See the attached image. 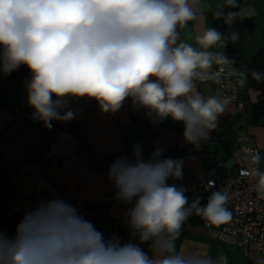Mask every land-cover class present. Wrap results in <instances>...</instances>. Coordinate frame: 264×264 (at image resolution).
<instances>
[{
    "label": "clouds",
    "instance_id": "clouds-1",
    "mask_svg": "<svg viewBox=\"0 0 264 264\" xmlns=\"http://www.w3.org/2000/svg\"><path fill=\"white\" fill-rule=\"evenodd\" d=\"M206 13L230 29L250 15L240 0H0V72L27 67L32 119L47 128L77 118L70 101L95 100L102 113L115 114L130 100L153 124L183 123L184 140L196 146L232 101L205 96L197 82L218 83L217 74L226 71L241 77V86L246 79L220 50L238 41L234 29L209 27L181 39V30ZM251 77L259 82L264 73L253 70ZM164 151L157 148L145 160L137 143L132 159L119 157L109 168L115 200L131 205L126 224L138 242L106 239L78 207L52 197L28 210L14 234L0 231V264H227L223 255L213 260L177 250L194 212L215 227L229 223L232 212L227 191H213L205 205L199 197L189 203L183 186L168 183L182 179L183 160L164 158ZM260 165V154L249 152L244 175L255 178L264 199Z\"/></svg>",
    "mask_w": 264,
    "mask_h": 264
},
{
    "label": "crops",
    "instance_id": "crops-1",
    "mask_svg": "<svg viewBox=\"0 0 264 264\" xmlns=\"http://www.w3.org/2000/svg\"><path fill=\"white\" fill-rule=\"evenodd\" d=\"M218 2L205 0L206 4ZM240 3L250 15L235 21L231 26V29L239 33L238 41L229 42L225 49L220 50L233 59L239 72L246 74L247 63L264 46V0H240ZM209 27L222 33L231 30L222 19H214L210 13H206L181 30V39H188L190 35L194 36ZM10 75L18 88L0 98V214L15 199L19 207L12 218L0 219V231L9 234L15 233L23 215L41 199L56 197L78 207L84 219L92 222L104 237L109 234L111 226L119 225L127 241L133 239L136 242L125 218V212L131 205L115 200V188L108 175L109 168L87 164L89 154L99 163L139 143L145 160L155 149L163 148L164 158L182 159L183 169L197 177L209 178L213 175L211 170L216 167L205 171L203 159L216 156L219 164H222L229 158L230 147L240 137L244 136L251 145L264 149V119L256 124H250L246 119V109L261 97L260 92L246 88L245 84V109L239 111L231 102L208 137L193 146L183 138V123L169 118L153 124L145 117V111L135 109L130 100L115 114L102 113L95 100L82 98L70 101L69 106L78 111L77 118L69 122L53 121L52 127L47 128L43 122L32 119L33 110L27 103L26 81L30 78L27 67L21 66ZM234 79L239 83L241 77L234 75ZM196 90L205 96L217 95L212 82L196 84ZM19 92L24 99L16 106L32 119V122L23 125L16 123L8 108V104L18 98ZM43 129L53 132V139L45 149L42 147L40 132ZM29 149L31 151L27 153ZM125 157L132 159V153ZM168 183L185 188L180 179L169 180ZM185 195L188 196L187 190ZM176 245L178 251L204 253L213 260L223 255L227 264H258L264 260L262 253L252 251L244 256L237 247L215 240L211 230L203 226L201 217L195 212L183 225ZM142 247L149 252L147 244Z\"/></svg>",
    "mask_w": 264,
    "mask_h": 264
},
{
    "label": "built area",
    "instance_id": "built-area-1",
    "mask_svg": "<svg viewBox=\"0 0 264 264\" xmlns=\"http://www.w3.org/2000/svg\"><path fill=\"white\" fill-rule=\"evenodd\" d=\"M234 67L237 69L235 62ZM217 75L218 83L215 79L206 82L214 84L217 95L230 96L235 107L243 111L245 109L243 86L235 81L234 74L230 72L226 71ZM199 83L203 82H197ZM10 112L17 124H24V116L18 106H12ZM252 151L260 154V167L264 170V149L251 145L243 136L229 149V158L233 161V166L226 169L224 175L214 174L209 178L197 177L189 170L183 169V177L180 179L185 184L189 203L199 197L200 204L205 205L213 191L228 192L230 197L228 207L232 212V219L229 223L215 227L200 217L203 226L211 230V235L215 240L237 247L244 256L252 251L264 254V199H260L255 192V178L244 175L248 154ZM73 160L77 159L73 158ZM18 211V202L15 199L11 206L0 214V219L12 218ZM113 236H118L121 243L127 242L123 228L119 225L111 226L105 238Z\"/></svg>",
    "mask_w": 264,
    "mask_h": 264
},
{
    "label": "trees",
    "instance_id": "trees-1",
    "mask_svg": "<svg viewBox=\"0 0 264 264\" xmlns=\"http://www.w3.org/2000/svg\"><path fill=\"white\" fill-rule=\"evenodd\" d=\"M255 70L258 72L264 73V46H262L255 54L254 56L249 60V62L246 65V83L245 87L250 88L255 91L260 92V98L255 102L251 103L248 108L246 109L247 112V122L250 124H256L259 122L261 119H264V80L262 81H255L251 77V72ZM18 88L17 85H15L12 82V77L11 75H3L0 78V98L5 96L7 93L12 91L13 89ZM24 99L23 94L20 92L18 93V98L14 101H12L10 104H8L9 110L11 109L12 106H16L20 103V101ZM24 116V124L27 122H32L31 118H28V116H25L24 113H22ZM41 135H42V142H43V149L47 148L48 144L51 142L53 139V132H49L47 130H41ZM30 149L27 150V153H30ZM129 153H132V148L128 149L111 159L107 161H101L99 163H96L92 157L91 154H89V157L86 161L87 164L96 166V167H101V168H110L112 163L119 157H125Z\"/></svg>",
    "mask_w": 264,
    "mask_h": 264
},
{
    "label": "water",
    "instance_id": "water-1",
    "mask_svg": "<svg viewBox=\"0 0 264 264\" xmlns=\"http://www.w3.org/2000/svg\"><path fill=\"white\" fill-rule=\"evenodd\" d=\"M240 115V114H238ZM204 162V170L209 171L219 165H222L224 169H230L233 166V161L228 158L225 162L222 164H219V159L216 156H207L203 159ZM138 242V241H136Z\"/></svg>",
    "mask_w": 264,
    "mask_h": 264
},
{
    "label": "rangeland",
    "instance_id": "rangeland-1",
    "mask_svg": "<svg viewBox=\"0 0 264 264\" xmlns=\"http://www.w3.org/2000/svg\"><path fill=\"white\" fill-rule=\"evenodd\" d=\"M213 171V172H212ZM227 170H225L222 166H217L214 170H211V172L214 174H220V175H224L226 173ZM212 175V176H213Z\"/></svg>",
    "mask_w": 264,
    "mask_h": 264
}]
</instances>
